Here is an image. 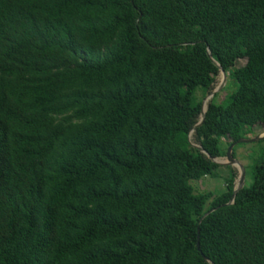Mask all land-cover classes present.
I'll use <instances>...</instances> for the list:
<instances>
[{
  "label": "trees",
  "instance_id": "trees-1",
  "mask_svg": "<svg viewBox=\"0 0 264 264\" xmlns=\"http://www.w3.org/2000/svg\"><path fill=\"white\" fill-rule=\"evenodd\" d=\"M205 47L219 158L264 130V0H0V264H264V150L231 204L189 186Z\"/></svg>",
  "mask_w": 264,
  "mask_h": 264
},
{
  "label": "rangeland",
  "instance_id": "rangeland-1",
  "mask_svg": "<svg viewBox=\"0 0 264 264\" xmlns=\"http://www.w3.org/2000/svg\"><path fill=\"white\" fill-rule=\"evenodd\" d=\"M244 63V60L237 61L234 64V67L242 66ZM226 80L223 87L214 94L213 98V104H222L227 100V97L234 86V81L230 78L227 79V72H225ZM220 76H216V80L214 82L213 88L214 89L218 83H219ZM211 89V90H212ZM210 90V91H211ZM209 92H201V89H197L195 92V99L202 101L206 95ZM245 139H254L259 136H264V130L260 127H252L249 132L245 133ZM190 147L197 146V143L193 139L192 133L189 136L188 140ZM230 141L227 137H222L219 139V147L221 156L219 158L215 159V162L217 163L216 173L218 177L216 179H211L208 177H204L198 180H192L189 182V186L192 189V192L194 194L209 192L211 195L216 196L217 194L223 192L225 190V183L224 179L232 178L233 182H235L238 178V171L235 167L229 166L225 161V153L227 150V147L229 146ZM232 150L234 152V159L242 166L244 170V181L243 186L248 185V179L247 174L245 176V173L248 172L249 167L254 163L257 162L261 156L262 152L264 150V142L261 140H258L256 142L251 143H240L236 144L232 147ZM231 150V151H232ZM232 182V183H233ZM210 200H208L205 204V208L208 207Z\"/></svg>",
  "mask_w": 264,
  "mask_h": 264
},
{
  "label": "water",
  "instance_id": "water-1",
  "mask_svg": "<svg viewBox=\"0 0 264 264\" xmlns=\"http://www.w3.org/2000/svg\"><path fill=\"white\" fill-rule=\"evenodd\" d=\"M205 51H206V55L207 57L209 58L210 62L216 67L217 71H218V75L220 76V79H219V83L218 85L212 89L207 95L206 97L201 101L200 103V112H199V116H198V120L196 122V124L191 128V130L188 132L187 134V141L189 140V136L191 133H193V131L195 130V128H197L203 121V118H204V113L206 111V108H207V105L209 104L210 100L212 99V97L214 96V94L216 92H218L222 87L223 85L225 84V80H226V76H225V72L222 70V68L214 61L210 58L209 56V51H208V48L205 47ZM264 138V136H259V137H256L254 139H239L237 140L236 142L234 143H230L229 146L227 147V150H226V153H225V161L227 165L229 166H232V167H235L238 171V178L235 182L232 183V193H231V197H230V201L227 203L228 204H231L233 202V198H234V195L242 189L243 187V181H244V170L242 168V166L232 157L231 155V150H232V147L236 144H240V143H251V142H256L258 140H262ZM193 148H195L196 150H198L201 154L205 155L209 161H211L212 163L214 164H217L215 162V159L216 158H210L203 150L202 148L197 145V146H192ZM206 215V214H205ZM204 215V216H205ZM195 249L197 252H199L198 250V244L197 242H195ZM200 257L203 259V261L206 263V264H210L208 262V260H206L201 254H200Z\"/></svg>",
  "mask_w": 264,
  "mask_h": 264
}]
</instances>
